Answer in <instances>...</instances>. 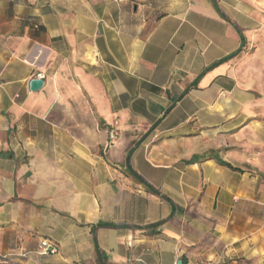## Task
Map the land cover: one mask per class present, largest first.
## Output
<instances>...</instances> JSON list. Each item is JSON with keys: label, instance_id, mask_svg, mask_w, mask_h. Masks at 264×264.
Returning <instances> with one entry per match:
<instances>
[{"label": "crops", "instance_id": "crops-1", "mask_svg": "<svg viewBox=\"0 0 264 264\" xmlns=\"http://www.w3.org/2000/svg\"><path fill=\"white\" fill-rule=\"evenodd\" d=\"M242 12L0 0V264H264V94L235 69Z\"/></svg>", "mask_w": 264, "mask_h": 264}, {"label": "rangeland", "instance_id": "rangeland-1", "mask_svg": "<svg viewBox=\"0 0 264 264\" xmlns=\"http://www.w3.org/2000/svg\"><path fill=\"white\" fill-rule=\"evenodd\" d=\"M231 13L242 12L254 14L253 26L250 27L249 44L237 56L235 69L239 71L241 82L245 87L255 83V89L264 94V0H219ZM250 8L251 10H248ZM255 11V12H254ZM259 101L264 104V96ZM263 116L264 113H261ZM245 149V146H243ZM243 151V148H241ZM244 153H247L246 149Z\"/></svg>", "mask_w": 264, "mask_h": 264}, {"label": "built area", "instance_id": "built-area-1", "mask_svg": "<svg viewBox=\"0 0 264 264\" xmlns=\"http://www.w3.org/2000/svg\"><path fill=\"white\" fill-rule=\"evenodd\" d=\"M43 76H39V79H42ZM114 138V133L111 132V139ZM58 253V247L51 243L50 241L48 240H44L41 245H40V248H39V254L42 255V256H49V255H54V254H57ZM7 257L3 256L0 254V262H4L6 261Z\"/></svg>", "mask_w": 264, "mask_h": 264}, {"label": "water", "instance_id": "water-1", "mask_svg": "<svg viewBox=\"0 0 264 264\" xmlns=\"http://www.w3.org/2000/svg\"><path fill=\"white\" fill-rule=\"evenodd\" d=\"M44 85V81L42 79L36 78L31 81L30 87L33 92L39 91ZM181 264V261L178 262Z\"/></svg>", "mask_w": 264, "mask_h": 264}, {"label": "trees", "instance_id": "trees-1", "mask_svg": "<svg viewBox=\"0 0 264 264\" xmlns=\"http://www.w3.org/2000/svg\"><path fill=\"white\" fill-rule=\"evenodd\" d=\"M242 41H243V46H244V45L246 44V43H245V37L242 38ZM224 165L230 167L231 169H233V170H235V171H240V170H238V169L233 168V167H232L231 165H229V164L224 163ZM139 178H140V177H139ZM140 181H141L142 183H145V181H144L143 179H141V178H140ZM149 190H150L152 193L156 194V195H160V193H159L158 191H156L155 189H153L152 187H149Z\"/></svg>", "mask_w": 264, "mask_h": 264}]
</instances>
